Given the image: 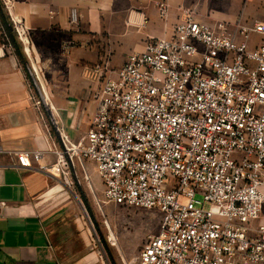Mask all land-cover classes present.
Here are the masks:
<instances>
[{
    "label": "built area",
    "instance_id": "1",
    "mask_svg": "<svg viewBox=\"0 0 264 264\" xmlns=\"http://www.w3.org/2000/svg\"><path fill=\"white\" fill-rule=\"evenodd\" d=\"M158 10L167 22V0ZM178 10L168 37L148 40L118 70L107 53L91 69L88 128L55 148L57 174L69 179L75 154L94 163L106 203L160 213L134 264H264V38L248 47L264 26ZM12 22L24 43L25 28ZM0 35L7 45L1 21ZM32 105L40 113L39 101ZM14 157L24 168L41 154Z\"/></svg>",
    "mask_w": 264,
    "mask_h": 264
},
{
    "label": "crops",
    "instance_id": "2",
    "mask_svg": "<svg viewBox=\"0 0 264 264\" xmlns=\"http://www.w3.org/2000/svg\"><path fill=\"white\" fill-rule=\"evenodd\" d=\"M162 1L7 0L4 15L25 28L28 43L11 31L6 45L0 35V264H104L80 210L67 202L53 155L55 148L64 147V136L75 143L86 132L96 91L91 69L103 55L109 54L108 68L118 70L148 40L170 35L179 8L195 9L201 22L239 19L264 26V0H167V22L158 10ZM71 10L77 14L74 25ZM262 38L264 34H252L249 49ZM33 68L41 94L58 118L63 132L58 136L46 131L32 105L28 76ZM16 152H39L41 157L23 168ZM72 171L103 198L94 163L78 159ZM259 222L264 223L262 212Z\"/></svg>",
    "mask_w": 264,
    "mask_h": 264
},
{
    "label": "rangeland",
    "instance_id": "3",
    "mask_svg": "<svg viewBox=\"0 0 264 264\" xmlns=\"http://www.w3.org/2000/svg\"><path fill=\"white\" fill-rule=\"evenodd\" d=\"M2 8L3 6L0 5V14L4 13ZM8 22L13 30L14 23L9 20ZM28 78L35 98L32 102L36 103L39 101L40 117L47 126L49 133L58 136L63 132L58 125L57 116L52 111L50 101L38 93L37 87L40 89L38 75L28 76ZM63 140L64 147L60 148L62 151L74 143L66 136L63 137ZM53 155L55 157L54 163L56 164L57 158L54 153ZM70 157V163L68 162L70 186H64L66 189L64 192H68L67 202L80 210L79 214L83 216V221L91 231L94 246L99 250V256L102 258L103 263L134 264L145 244L147 236L156 233L160 221V213L155 209L124 208L106 203L102 198V193L95 192L93 188L91 189L87 181L77 179L72 169H74V164L80 158L75 154H71ZM51 173L53 174V172ZM53 175L56 176L55 173ZM56 177L61 179V182L63 181L61 177ZM261 212L264 219V203Z\"/></svg>",
    "mask_w": 264,
    "mask_h": 264
},
{
    "label": "trees",
    "instance_id": "4",
    "mask_svg": "<svg viewBox=\"0 0 264 264\" xmlns=\"http://www.w3.org/2000/svg\"><path fill=\"white\" fill-rule=\"evenodd\" d=\"M0 21H1V24L5 30V33H6V36H7V39H8V43L10 45V41L12 40V37H11V31L12 29L10 28V25H9V22L6 18V16L4 15V13H1L0 14ZM16 49V53L17 55L20 57V53L17 51V46H15V44H13Z\"/></svg>",
    "mask_w": 264,
    "mask_h": 264
},
{
    "label": "bare ground",
    "instance_id": "5",
    "mask_svg": "<svg viewBox=\"0 0 264 264\" xmlns=\"http://www.w3.org/2000/svg\"><path fill=\"white\" fill-rule=\"evenodd\" d=\"M60 160L58 161L57 160V163H56V166H57V168H58V170H59V167H60ZM61 180V179H60ZM62 184H63V186H65V187H68V186H70V183H69V180L68 179H66V181L64 182V181H62Z\"/></svg>",
    "mask_w": 264,
    "mask_h": 264
}]
</instances>
